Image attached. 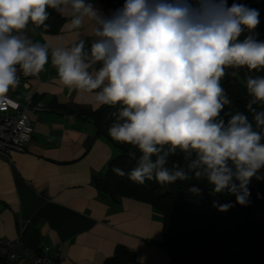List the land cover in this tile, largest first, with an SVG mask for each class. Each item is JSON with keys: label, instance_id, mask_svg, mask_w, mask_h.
Instances as JSON below:
<instances>
[{"label": "clouds", "instance_id": "1", "mask_svg": "<svg viewBox=\"0 0 264 264\" xmlns=\"http://www.w3.org/2000/svg\"><path fill=\"white\" fill-rule=\"evenodd\" d=\"M49 9L67 11L70 30L91 23L93 42L51 50L34 42L26 30L48 29ZM259 24L258 9L228 0H125L110 13L91 0H0V96L50 62L64 87L89 94L97 108L119 106L108 135L136 150L132 182L195 177L247 206L252 178L264 179V110L254 107L264 105V76L244 79L255 127L244 112H225L233 102L221 80L228 69L234 77L264 71Z\"/></svg>", "mask_w": 264, "mask_h": 264}, {"label": "crops", "instance_id": "2", "mask_svg": "<svg viewBox=\"0 0 264 264\" xmlns=\"http://www.w3.org/2000/svg\"><path fill=\"white\" fill-rule=\"evenodd\" d=\"M91 2L107 13L100 0ZM62 16L57 32H33L29 24L27 35L50 50L81 39L87 48L95 39L91 23L70 30L69 13ZM19 85V101L42 108L30 112L34 132L28 148L0 153V239L48 246L61 264H179L164 246L159 210L129 197L114 200L93 183L120 154L91 116L102 106L64 87L50 62L40 78ZM0 264L11 263L0 257Z\"/></svg>", "mask_w": 264, "mask_h": 264}, {"label": "trees", "instance_id": "3", "mask_svg": "<svg viewBox=\"0 0 264 264\" xmlns=\"http://www.w3.org/2000/svg\"><path fill=\"white\" fill-rule=\"evenodd\" d=\"M100 1L107 13L120 8L125 2ZM234 2L259 10L257 38L264 41V0H228V5ZM48 11L50 16L46 23L50 27L38 30L57 32L63 16L52 9ZM232 71L228 69V75L221 80L233 102L231 106H225V112H244L255 127L253 114L246 107L250 97L244 79L249 74L264 76V71L248 73L246 68H241L236 70L238 75L235 77L231 75ZM118 107L105 105L91 114L100 131L108 133ZM254 107L264 110V105ZM116 144L120 154L110 162L104 176L93 178L95 187L114 200L129 197L148 202L159 210L163 215L164 246L179 264H264V179L252 178L248 185L251 203L247 206L236 203L234 195L215 193L207 181L195 177L165 185L155 180L137 184L127 175L136 166V160L131 155L136 150L130 145ZM172 160L181 165L185 163L180 156L172 157ZM117 168L123 170L125 175L115 172ZM259 174L264 176V170ZM193 185L201 189L199 194L189 191ZM226 203L233 206L226 212L219 211V205Z\"/></svg>", "mask_w": 264, "mask_h": 264}, {"label": "built area", "instance_id": "4", "mask_svg": "<svg viewBox=\"0 0 264 264\" xmlns=\"http://www.w3.org/2000/svg\"><path fill=\"white\" fill-rule=\"evenodd\" d=\"M34 78H40V75H21L20 84L27 85ZM41 108V104L33 100L19 101L10 90L0 96V153L8 155L13 150L25 151L28 148L34 132L30 112ZM50 249L48 246L32 248L20 239H0V257L11 264H61L60 258Z\"/></svg>", "mask_w": 264, "mask_h": 264}, {"label": "rangeland", "instance_id": "5", "mask_svg": "<svg viewBox=\"0 0 264 264\" xmlns=\"http://www.w3.org/2000/svg\"><path fill=\"white\" fill-rule=\"evenodd\" d=\"M17 90H20V85L18 86V87H16V88H14V89H10V91L13 93V94H15V98L16 99H20V100H22V99H24V95L22 94V96L20 95L21 94V90H20V92H17Z\"/></svg>", "mask_w": 264, "mask_h": 264}]
</instances>
